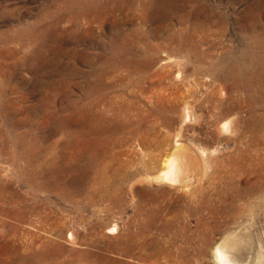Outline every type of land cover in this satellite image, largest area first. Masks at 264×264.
Here are the masks:
<instances>
[{
  "label": "rangeland",
  "instance_id": "374dc122",
  "mask_svg": "<svg viewBox=\"0 0 264 264\" xmlns=\"http://www.w3.org/2000/svg\"><path fill=\"white\" fill-rule=\"evenodd\" d=\"M178 149L184 182L156 180ZM226 239L264 264V0H0V264Z\"/></svg>",
  "mask_w": 264,
  "mask_h": 264
},
{
  "label": "bare ground",
  "instance_id": "6f19581e",
  "mask_svg": "<svg viewBox=\"0 0 264 264\" xmlns=\"http://www.w3.org/2000/svg\"><path fill=\"white\" fill-rule=\"evenodd\" d=\"M219 128H220V130H223L224 132H226L225 130L229 131L232 128V125H231V123H226L225 125H223L222 127H219ZM233 135H235V134H233ZM181 154H182L181 151L177 152V153L173 154V156H171L167 160L166 169L156 178V180L162 181V182H171V183L183 181V178H184L185 175H183L182 169H183V165L185 163L183 164V160H182V155ZM184 162H185V160H184ZM186 169H187V167L185 168V170ZM186 173H188V171ZM186 176L188 177V175H186ZM185 179H186V177H185ZM188 180H190V179H188ZM240 248H241L240 244H238V242L235 241V240H232V239L231 240L229 239V241H228V239L223 240L216 247V250H215V255H216V259H217L218 264H242L241 262L237 261L238 257L235 255V252L237 254L240 253ZM228 258L229 259L231 258L232 262H230Z\"/></svg>",
  "mask_w": 264,
  "mask_h": 264
}]
</instances>
